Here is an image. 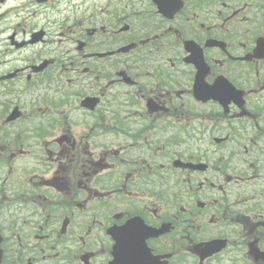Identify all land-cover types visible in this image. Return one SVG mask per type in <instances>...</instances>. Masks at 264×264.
<instances>
[{
  "label": "flooded vegetation",
  "instance_id": "flooded-vegetation-1",
  "mask_svg": "<svg viewBox=\"0 0 264 264\" xmlns=\"http://www.w3.org/2000/svg\"><path fill=\"white\" fill-rule=\"evenodd\" d=\"M0 54L1 264H264V0H0Z\"/></svg>",
  "mask_w": 264,
  "mask_h": 264
},
{
  "label": "rangeland",
  "instance_id": "rangeland-1",
  "mask_svg": "<svg viewBox=\"0 0 264 264\" xmlns=\"http://www.w3.org/2000/svg\"><path fill=\"white\" fill-rule=\"evenodd\" d=\"M18 41L21 42L22 39L19 38ZM30 53H32V51H31ZM29 55H31V54H29ZM29 55H28V56H29ZM0 64H1V63H0ZM2 67H3V66H0V68H2ZM49 92L51 93V90H50ZM27 100H29V99H27Z\"/></svg>",
  "mask_w": 264,
  "mask_h": 264
}]
</instances>
